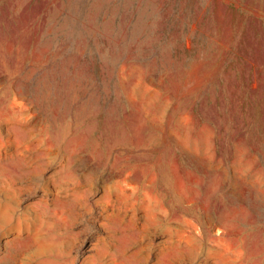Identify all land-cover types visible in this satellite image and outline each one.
<instances>
[{"label":"rangeland","instance_id":"obj_1","mask_svg":"<svg viewBox=\"0 0 264 264\" xmlns=\"http://www.w3.org/2000/svg\"><path fill=\"white\" fill-rule=\"evenodd\" d=\"M0 264H264V0H0Z\"/></svg>","mask_w":264,"mask_h":264}]
</instances>
